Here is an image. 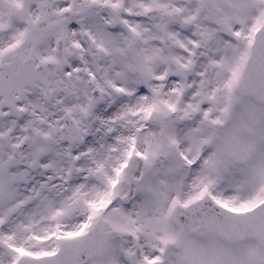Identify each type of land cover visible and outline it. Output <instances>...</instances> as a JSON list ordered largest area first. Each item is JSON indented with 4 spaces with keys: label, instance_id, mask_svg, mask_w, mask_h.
<instances>
[{
    "label": "snow or ice",
    "instance_id": "1",
    "mask_svg": "<svg viewBox=\"0 0 264 264\" xmlns=\"http://www.w3.org/2000/svg\"><path fill=\"white\" fill-rule=\"evenodd\" d=\"M0 264H264V0H0Z\"/></svg>",
    "mask_w": 264,
    "mask_h": 264
}]
</instances>
